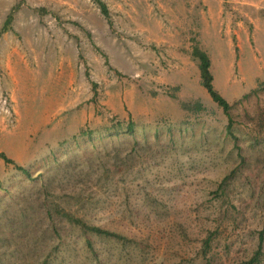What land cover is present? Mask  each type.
Wrapping results in <instances>:
<instances>
[{"label": "rangeland", "instance_id": "374dc122", "mask_svg": "<svg viewBox=\"0 0 264 264\" xmlns=\"http://www.w3.org/2000/svg\"><path fill=\"white\" fill-rule=\"evenodd\" d=\"M98 1L0 0V264H264V0ZM225 28L261 76L227 112L192 54Z\"/></svg>", "mask_w": 264, "mask_h": 264}, {"label": "crops", "instance_id": "0c3cea01", "mask_svg": "<svg viewBox=\"0 0 264 264\" xmlns=\"http://www.w3.org/2000/svg\"><path fill=\"white\" fill-rule=\"evenodd\" d=\"M216 4L218 0L215 1ZM221 14L217 12L216 14H211L210 19H204L202 22V28H206L207 26H213L215 29H221L223 27V21H220ZM239 26V23H236ZM218 30L216 32H218ZM223 31V30H222ZM215 32V33H216ZM213 33L212 42H206L207 45H212V48L209 49L206 45L203 46V50L208 54L210 58V70L213 76V85L214 88L220 91L218 81L222 82L225 87H228L231 91V98H238L241 95L248 93L250 90L256 87L257 79H261L259 72V59L257 58L254 51H250L247 58L242 59L240 55L237 58V55H233L232 51L228 50V43L230 42V34H232V29L227 32L226 28L224 29V44H218V36ZM207 33H202V37H206ZM229 39H228V38ZM207 38V37H206ZM237 38V36H236ZM239 38V37H238ZM201 44V43H200ZM226 47V48H223ZM245 63H250V69L248 70L245 66ZM246 71L251 72L250 74H246ZM216 79H218L216 81ZM12 83H15L12 80ZM206 90V89H205ZM218 91V92H219ZM207 92V91H206ZM221 95L223 93H220ZM224 95V94H223ZM222 95V96H223ZM224 97V96H223ZM225 98V97H224ZM227 100V99H226ZM228 101V100H227ZM47 117L43 115L42 118L36 119L33 116L30 120H25L23 115L20 114L18 116V121L16 124V129H21L25 135H28L32 132H37L41 127V121L46 120ZM16 131V130H15ZM14 132V131H13ZM31 143H28L27 140H24L21 143L20 150L24 153V158L26 161H29L34 158V149L31 147ZM12 141L9 140L7 144L4 145L3 150L4 153L7 149H14ZM11 158V157H9ZM18 160V157H13ZM12 159V158H11ZM13 160V159H12ZM20 160V159H19ZM6 164L2 158H0V164Z\"/></svg>", "mask_w": 264, "mask_h": 264}, {"label": "trees", "instance_id": "16d2710c", "mask_svg": "<svg viewBox=\"0 0 264 264\" xmlns=\"http://www.w3.org/2000/svg\"><path fill=\"white\" fill-rule=\"evenodd\" d=\"M98 4H99L101 12L107 16L108 10H107V6L105 5V3L99 0ZM10 20H11V16H8L2 30H4L5 27L10 23ZM192 54L198 60V69L200 72L202 86L206 89L211 99L215 101L219 106H221L225 112H227L230 105L228 101L214 88L213 76L210 70L211 62H210V58L208 54L203 49H201L199 45L197 44L193 46ZM181 106L184 109L190 110V106L186 105L185 103H182ZM195 108L201 109L202 108L201 104L196 103ZM131 124H132V121L129 123V128L131 127ZM0 158H2L5 163H14V161L11 158H9L4 152H1V151H0ZM17 168L22 170L26 175H29L27 169H25L24 167L17 165ZM91 228L98 232L101 231L99 227L94 226Z\"/></svg>", "mask_w": 264, "mask_h": 264}, {"label": "built area", "instance_id": "2783aa9c", "mask_svg": "<svg viewBox=\"0 0 264 264\" xmlns=\"http://www.w3.org/2000/svg\"><path fill=\"white\" fill-rule=\"evenodd\" d=\"M10 95L7 91L0 92V118L8 125L13 121V111Z\"/></svg>", "mask_w": 264, "mask_h": 264}]
</instances>
